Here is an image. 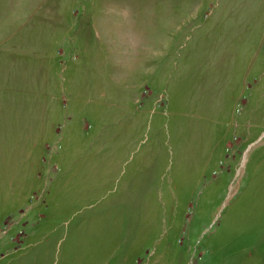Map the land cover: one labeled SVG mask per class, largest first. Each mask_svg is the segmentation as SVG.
Here are the masks:
<instances>
[{
	"label": "rangeland",
	"instance_id": "obj_1",
	"mask_svg": "<svg viewBox=\"0 0 264 264\" xmlns=\"http://www.w3.org/2000/svg\"><path fill=\"white\" fill-rule=\"evenodd\" d=\"M0 264H264V0H0Z\"/></svg>",
	"mask_w": 264,
	"mask_h": 264
}]
</instances>
